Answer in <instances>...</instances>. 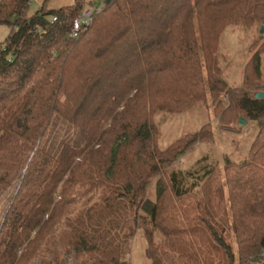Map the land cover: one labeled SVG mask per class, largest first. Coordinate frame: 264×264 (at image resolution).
Segmentation results:
<instances>
[{"label":"trees","instance_id":"16d2710c","mask_svg":"<svg viewBox=\"0 0 264 264\" xmlns=\"http://www.w3.org/2000/svg\"><path fill=\"white\" fill-rule=\"evenodd\" d=\"M31 1L0 0L10 29L0 44V264H31L63 223L72 252L93 264H130L139 230L151 264H264V43L239 88L217 57L228 27L264 24V0H104L77 39L85 0L45 1L29 15ZM209 98L225 127L256 125L245 160L168 172L215 134L205 124L162 150L154 116ZM56 117L82 141L58 157L44 144ZM79 189L102 197L73 218Z\"/></svg>","mask_w":264,"mask_h":264},{"label":"rangeland","instance_id":"374dc122","mask_svg":"<svg viewBox=\"0 0 264 264\" xmlns=\"http://www.w3.org/2000/svg\"><path fill=\"white\" fill-rule=\"evenodd\" d=\"M47 1L48 9H60L64 6L74 4L75 0H32L29 7V15L38 12L44 2ZM89 6L99 5L100 0H85ZM264 24H258L251 30H244L240 27H228L219 44L217 57L219 65L223 69L222 78L232 89L242 85L245 68L253 56L254 43H264ZM10 35L7 26H0V44H4ZM260 84L264 87V53L262 54V76ZM212 99L205 104L187 110L182 114L158 113L153 118L157 129V144L162 150L167 149L175 141L189 133L199 131L205 124H210L214 134V143L209 142L198 144L186 155L180 156L175 164L168 169V172H198L203 175L207 170L218 165L223 169L226 159L233 163H240L245 160L250 145L257 135V127L252 122L240 126L236 120L232 127H225L221 121V115L216 114ZM58 124V117L55 118L50 128L48 138L45 140V147L55 156H59L64 143L82 147L79 133L70 127ZM158 180H153L149 190V198L156 199V185ZM84 190L77 192V202L71 207L70 214L73 218L80 214L86 207L101 200V192L84 195ZM61 224L55 234L51 236L39 252V257L31 264H93L85 258L78 259L72 252L68 241V232ZM228 240L238 251L235 235L230 227L228 229ZM131 253L130 264H151L146 257L147 241L142 230L137 231L130 239ZM86 260V261H85Z\"/></svg>","mask_w":264,"mask_h":264},{"label":"built area","instance_id":"2783aa9c","mask_svg":"<svg viewBox=\"0 0 264 264\" xmlns=\"http://www.w3.org/2000/svg\"><path fill=\"white\" fill-rule=\"evenodd\" d=\"M104 4V0H100L99 5H92L85 8L82 14L77 17L73 23V28L70 34L72 39H77L82 31L88 29L92 24L95 15L100 14L103 11ZM261 256L264 260V251Z\"/></svg>","mask_w":264,"mask_h":264},{"label":"water","instance_id":"95a60500","mask_svg":"<svg viewBox=\"0 0 264 264\" xmlns=\"http://www.w3.org/2000/svg\"><path fill=\"white\" fill-rule=\"evenodd\" d=\"M109 3V2H107ZM261 33L263 34L264 33V28H262V31ZM256 98L259 99V98H264V93H259L256 95ZM239 123H240V126H243V125H246L247 124V120L245 118H240L239 120Z\"/></svg>","mask_w":264,"mask_h":264}]
</instances>
